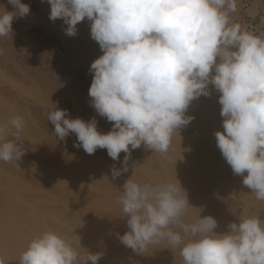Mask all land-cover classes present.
Listing matches in <instances>:
<instances>
[{
    "label": "clouds",
    "instance_id": "obj_1",
    "mask_svg": "<svg viewBox=\"0 0 264 264\" xmlns=\"http://www.w3.org/2000/svg\"><path fill=\"white\" fill-rule=\"evenodd\" d=\"M8 3L13 10L0 5V38L13 36L14 20L31 11L22 0ZM47 3L49 19L62 20L69 37L77 35L79 23L91 22L90 36L103 54L90 65L88 95L96 113L112 123L110 131L101 133L95 117L72 119L53 103L47 120L56 137L65 140L74 133V147L89 155L106 149L114 161L125 153L123 169L111 170L116 178L128 170L132 150L143 145L166 153L173 133L193 119L185 115L190 103L210 96L212 85L220 94L223 118V131L214 133L216 145L233 174L264 200V38L231 23L237 0ZM23 128L21 117L0 125V161L17 163L25 154ZM118 203L129 229L118 239L138 254L166 240L173 248L182 245L183 264H264V222L259 217L238 218L225 233L215 231L218 222L211 215L186 223L183 216L191 205L178 180L153 186L130 177ZM101 255L88 252L84 264H98ZM19 264H78V254L71 241L46 231L30 241Z\"/></svg>",
    "mask_w": 264,
    "mask_h": 264
},
{
    "label": "bare ground",
    "instance_id": "obj_2",
    "mask_svg": "<svg viewBox=\"0 0 264 264\" xmlns=\"http://www.w3.org/2000/svg\"><path fill=\"white\" fill-rule=\"evenodd\" d=\"M2 1L8 11L13 10L8 0ZM22 2L30 5V14L14 20L13 28L17 24H30L47 44H39L41 55L45 48L51 49L74 71H61L42 57L39 70L48 73L39 74L43 77L40 85V81L28 80L17 68H9L10 64L4 62L7 59L1 63L0 57V125L21 117L26 150L17 162L19 166L15 161H0V259L4 264H19L30 241L46 231L72 242L78 264H84L88 252L102 254L98 264H183L182 245L173 248L161 240L138 254L118 239V235L129 230L118 200L130 177L141 185L153 186L178 180L192 206L183 216L186 223L200 215H211L218 222L215 231L225 233L230 223L239 222L238 218L256 216L264 222V200H258L242 184V176L233 174L216 145L214 133L223 131V118L218 102L220 94L212 85L210 96H200L190 103L185 115L193 119L173 133L166 153L153 152L143 145L132 150L128 170L119 177L113 178L111 170L123 169L125 153L121 152L119 160L114 161L106 149L89 155L74 147L77 143L74 133L65 140L56 137L54 125L47 120V112L53 110L54 104L66 109L72 119L88 121L95 117L101 133L111 130L112 123L96 113L88 95L92 81L90 65L103 53L90 36L91 22L87 19L77 25V35L69 37L62 20L49 19L47 0ZM3 11L0 7V13Z\"/></svg>",
    "mask_w": 264,
    "mask_h": 264
},
{
    "label": "rangeland",
    "instance_id": "obj_3",
    "mask_svg": "<svg viewBox=\"0 0 264 264\" xmlns=\"http://www.w3.org/2000/svg\"><path fill=\"white\" fill-rule=\"evenodd\" d=\"M4 4H5L4 1L0 2V5H4ZM230 21H231V23H239L242 27V30H247L248 32H251L257 36H261L262 38H264V0H237V11L234 13H230ZM22 25H19V24H17V26L14 25L13 36L10 34L9 36H7V38L6 37L0 38V47L3 48V50H4V48L8 49V50H4V54L0 56L2 59L1 63H3V59L4 60L7 59V61H4V62H7V64L8 63L10 64V65L8 64L10 66L9 68H12V67L17 68L20 71V74L22 72L28 80L30 79V81H35V82L40 81L39 82L40 85H42V83H41L42 79L41 78H43L40 76L46 72V71L42 72L39 70L40 69L39 65L41 62L40 59H42V57H43V59H45V57H46L47 58V59H45L46 61H49L50 63H52L56 68H58V69L60 68L59 70H61V71H63V70L65 72L66 71L67 72L74 71V68L71 67L70 65H68L67 63H63L61 61V59L58 58V55L55 54V52L52 53L51 49L49 50V49L45 48L46 51H44L43 55H41L42 52L39 50L40 49L39 46L41 44L46 46L47 45V44H45L46 42L42 41L41 38L39 36H37L36 33L33 32L34 30L31 29L32 27L30 26V24L23 23ZM22 31H23V33H22ZM15 36L19 37V38H16ZM21 36H22V38H21ZM32 36L34 38L31 40ZM28 37H30V39ZM36 37H38V38H36ZM35 38H36V40H35ZM6 39H8V41ZM38 41H39V43H38ZM1 42L3 43V45H1ZM4 42H6V43L4 44ZM21 44H22V46H21ZM4 46H8L9 48L4 47ZM36 49H38V51H37L38 54L36 52ZM8 51H10V52L8 53ZM26 51H28V54ZM18 52L19 53L21 52V53L19 54ZM15 54L17 56H15ZM33 54H35V55H33ZM22 55H23L24 60L22 59ZM44 55H46V56H44ZM49 55H50V57H49ZM25 56H27V57H25ZM29 56H30V58H29ZM32 58H34V60ZM30 59H32V61H33L32 63H37L38 65L35 64L36 66H33L34 64L31 63ZM53 60L57 61V63ZM51 61H53L54 63ZM26 67H28V68H26ZM34 67L38 68V71H36L35 70L36 68H34ZM36 73H38V75ZM46 73H48V72H46ZM39 74H40V76H39ZM39 78H40V80H39ZM43 88L46 89L45 87H43ZM41 115H44V114L42 113Z\"/></svg>",
    "mask_w": 264,
    "mask_h": 264
}]
</instances>
